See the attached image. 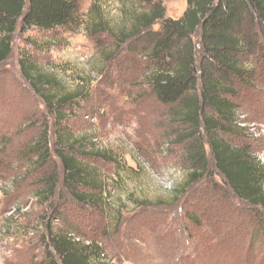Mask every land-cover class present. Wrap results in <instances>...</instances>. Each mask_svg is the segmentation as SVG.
Here are the masks:
<instances>
[{
    "label": "rangeland",
    "instance_id": "obj_1",
    "mask_svg": "<svg viewBox=\"0 0 264 264\" xmlns=\"http://www.w3.org/2000/svg\"><path fill=\"white\" fill-rule=\"evenodd\" d=\"M163 7L177 20L187 1ZM80 8L74 29L47 34L19 25L0 64V264H47L49 226L98 242L109 264H264V210L240 200L215 170L207 137L210 173L177 199L200 145L183 141L188 128L147 83L146 40L125 36L143 1L80 0ZM98 21L107 31L94 29ZM23 54L68 90H84L63 127L112 159H83L100 176L102 211L79 205L64 186L55 119L23 78ZM243 63L247 79L227 80L234 123L219 134L264 165V49L260 60ZM46 130L50 155L42 161L45 146H35Z\"/></svg>",
    "mask_w": 264,
    "mask_h": 264
},
{
    "label": "trees",
    "instance_id": "obj_2",
    "mask_svg": "<svg viewBox=\"0 0 264 264\" xmlns=\"http://www.w3.org/2000/svg\"><path fill=\"white\" fill-rule=\"evenodd\" d=\"M141 1L145 12L135 17L125 36L146 40L147 83L159 102L173 107L171 116L188 128L183 141L200 145L191 155L177 199L210 173L203 143L207 137L215 170L240 200L264 210V165L248 149L231 145L219 134L234 123L237 111L228 98L227 80L247 79L244 58L260 60L264 49V0H186L187 9L177 20L166 17L163 2L168 0ZM81 18L80 0H0V64L10 56L19 25L23 32L52 34L80 26ZM156 24H161L159 31L152 29ZM103 28V21L94 25L96 31ZM19 64L23 78L55 119L54 153L64 168V186L79 205L102 211L106 199L100 176L83 159H112L63 127L84 90H68L62 79L42 72L26 54ZM48 143L46 130L35 146L38 152L45 146L38 157L42 161L49 158ZM48 228L47 264H109L98 242L85 243Z\"/></svg>",
    "mask_w": 264,
    "mask_h": 264
},
{
    "label": "bare ground",
    "instance_id": "obj_3",
    "mask_svg": "<svg viewBox=\"0 0 264 264\" xmlns=\"http://www.w3.org/2000/svg\"><path fill=\"white\" fill-rule=\"evenodd\" d=\"M261 137H264V132L261 134ZM264 148V147H263Z\"/></svg>",
    "mask_w": 264,
    "mask_h": 264
}]
</instances>
